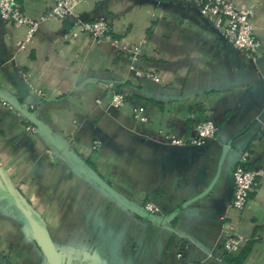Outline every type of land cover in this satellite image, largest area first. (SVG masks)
<instances>
[{"label": "crops", "instance_id": "crops-1", "mask_svg": "<svg viewBox=\"0 0 264 264\" xmlns=\"http://www.w3.org/2000/svg\"><path fill=\"white\" fill-rule=\"evenodd\" d=\"M19 1L33 19L53 4ZM231 1L253 9L254 56L184 0L76 5L74 18H105L119 46L87 34L66 39L74 18H45L21 46L27 27L0 17V91L132 205L161 210V222L136 214L0 98V165L50 231L63 264H264V176L244 210L232 205V173L243 154L248 168H264V0ZM132 65L160 81L137 76ZM116 93L125 97L119 108ZM140 106L147 121L135 115ZM204 118L218 125L214 138L200 146L168 142L194 135ZM4 191L0 176L3 264H49ZM229 224L242 239L235 252L224 248Z\"/></svg>", "mask_w": 264, "mask_h": 264}, {"label": "built area", "instance_id": "built-area-1", "mask_svg": "<svg viewBox=\"0 0 264 264\" xmlns=\"http://www.w3.org/2000/svg\"><path fill=\"white\" fill-rule=\"evenodd\" d=\"M53 4L45 16L40 19H33L28 16L22 9L19 0H0V17L11 22L16 26H26L27 33L21 46L32 41L39 25L45 18H55L67 20L74 18L75 7L85 0H52ZM188 4L194 5L200 14L206 19L213 21L216 26L221 27L224 37L239 50L248 55L258 53L260 43L254 34V26L251 18L253 9L251 7H241L231 0H184ZM73 28L65 33L66 39H76L82 34H87L95 40H106L119 46V39L111 34L109 22L105 18L95 20H82L74 18ZM128 51L133 52L132 58L135 59L140 51V46L135 45ZM134 74L160 81V77L152 71H144L131 66ZM125 104V97L116 93L112 98V106L115 108L122 107ZM135 115L142 121H147L145 108L143 106L135 108ZM30 128H32L30 126ZM218 125L212 118L200 120L196 126L195 134L188 137H179L175 135L168 136V142L173 145L191 144L200 146L208 138H214L218 132ZM248 154H243L241 161L236 165L233 171L234 176V193L232 205L237 210H244L249 201V195L252 188L256 185L258 177L264 176V168L260 171L250 169L246 166ZM145 209L153 214L161 212L159 206L154 203H146ZM234 225L229 224L225 229L224 248L229 252L238 251L241 248L242 239L234 236ZM0 264H3L0 253Z\"/></svg>", "mask_w": 264, "mask_h": 264}, {"label": "water", "instance_id": "water-1", "mask_svg": "<svg viewBox=\"0 0 264 264\" xmlns=\"http://www.w3.org/2000/svg\"><path fill=\"white\" fill-rule=\"evenodd\" d=\"M0 98L7 101L17 110H19L24 116H26L31 123H33L59 150H62L69 160L76 164L81 171L88 177L95 180L100 184L105 190H107L115 199L130 208L136 214L143 218H146L152 222H161L162 217L153 213H149L144 208H139L132 205L128 199L121 196L116 190H114L96 171L83 165L80 158H78L65 144L60 142L51 132L46 128V126L36 117V115L30 112L27 108L23 107L12 97L8 96L4 92L0 91ZM172 146H182V145H172ZM194 146V145H193ZM0 176L3 182V187L5 189L4 195L10 205L18 213L21 220L24 222L29 230V233L33 239L37 242L38 246L43 251L47 258L49 264H63L62 256L58 250L54 240L50 234V231L45 226L43 221L39 218L35 210L20 196L17 189L14 187L12 182L5 175L1 165H0ZM234 193V176L232 173V195ZM172 214L170 217H172ZM166 220V219H165Z\"/></svg>", "mask_w": 264, "mask_h": 264}]
</instances>
